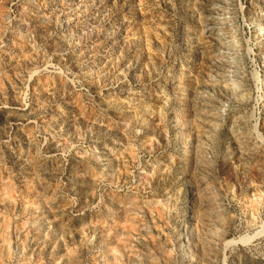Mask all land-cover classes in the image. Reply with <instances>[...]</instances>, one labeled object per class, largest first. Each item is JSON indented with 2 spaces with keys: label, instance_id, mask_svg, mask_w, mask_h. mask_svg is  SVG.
<instances>
[{
  "label": "rangeland",
  "instance_id": "1",
  "mask_svg": "<svg viewBox=\"0 0 264 264\" xmlns=\"http://www.w3.org/2000/svg\"><path fill=\"white\" fill-rule=\"evenodd\" d=\"M0 264H264V0H0Z\"/></svg>",
  "mask_w": 264,
  "mask_h": 264
},
{
  "label": "bare ground",
  "instance_id": "2",
  "mask_svg": "<svg viewBox=\"0 0 264 264\" xmlns=\"http://www.w3.org/2000/svg\"><path fill=\"white\" fill-rule=\"evenodd\" d=\"M189 220H184L183 222V225H182V235H183V239L181 241V244H180V248H186L188 245L187 243L189 242V239H190V232H191V229H190V223L188 222ZM251 237V236H250ZM253 237V236H252ZM247 239V237H246ZM250 239V238H249ZM244 241V240H243ZM247 241H249L247 239ZM246 242V241H245ZM183 249V250H184Z\"/></svg>",
  "mask_w": 264,
  "mask_h": 264
}]
</instances>
